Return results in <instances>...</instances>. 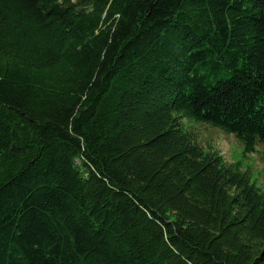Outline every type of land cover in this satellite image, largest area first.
<instances>
[{
	"label": "trees",
	"instance_id": "trees-1",
	"mask_svg": "<svg viewBox=\"0 0 264 264\" xmlns=\"http://www.w3.org/2000/svg\"><path fill=\"white\" fill-rule=\"evenodd\" d=\"M188 121L264 145V0H0V264H264Z\"/></svg>",
	"mask_w": 264,
	"mask_h": 264
},
{
	"label": "rangeland",
	"instance_id": "rangeland-1",
	"mask_svg": "<svg viewBox=\"0 0 264 264\" xmlns=\"http://www.w3.org/2000/svg\"><path fill=\"white\" fill-rule=\"evenodd\" d=\"M186 124L201 146L218 150L229 164L240 163L241 169L264 190V145L259 144L255 152L244 155L242 143L234 134L206 123L188 121Z\"/></svg>",
	"mask_w": 264,
	"mask_h": 264
}]
</instances>
